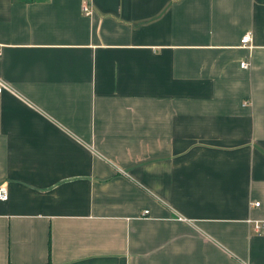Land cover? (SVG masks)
Listing matches in <instances>:
<instances>
[{"label":"crops","instance_id":"1","mask_svg":"<svg viewBox=\"0 0 264 264\" xmlns=\"http://www.w3.org/2000/svg\"><path fill=\"white\" fill-rule=\"evenodd\" d=\"M0 80V264H264V0H0Z\"/></svg>","mask_w":264,"mask_h":264},{"label":"built area","instance_id":"2","mask_svg":"<svg viewBox=\"0 0 264 264\" xmlns=\"http://www.w3.org/2000/svg\"><path fill=\"white\" fill-rule=\"evenodd\" d=\"M83 12L86 14V15H90L92 13V8L91 6L89 5V2L88 1H85L84 5H83ZM250 41H251V35L250 33H245L242 37H241V44L242 46H246V47H251L250 45ZM241 67L243 68H247L249 66V63L247 61H244V62H241L240 64ZM5 89H8L7 85L2 81L0 80V93L5 90ZM8 198V189H7V186L3 185V184H0V200L1 201H5L7 200ZM259 202H255L253 205H258ZM147 212V211H145ZM255 228L258 229L259 228V225L256 223L255 225Z\"/></svg>","mask_w":264,"mask_h":264}]
</instances>
